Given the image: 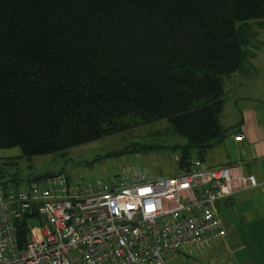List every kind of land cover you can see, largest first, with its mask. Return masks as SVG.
Segmentation results:
<instances>
[{
  "label": "trees",
  "instance_id": "obj_1",
  "mask_svg": "<svg viewBox=\"0 0 264 264\" xmlns=\"http://www.w3.org/2000/svg\"><path fill=\"white\" fill-rule=\"evenodd\" d=\"M255 26L264 0H0V149L60 153L134 114L186 138L187 170L226 134L223 78L254 55Z\"/></svg>",
  "mask_w": 264,
  "mask_h": 264
},
{
  "label": "built area",
  "instance_id": "obj_2",
  "mask_svg": "<svg viewBox=\"0 0 264 264\" xmlns=\"http://www.w3.org/2000/svg\"><path fill=\"white\" fill-rule=\"evenodd\" d=\"M255 186L254 175L198 156L158 179L79 186L60 172L19 188L0 183V264H171L175 252L223 237L214 203Z\"/></svg>",
  "mask_w": 264,
  "mask_h": 264
},
{
  "label": "rangeland",
  "instance_id": "obj_3",
  "mask_svg": "<svg viewBox=\"0 0 264 264\" xmlns=\"http://www.w3.org/2000/svg\"><path fill=\"white\" fill-rule=\"evenodd\" d=\"M255 29L258 32L254 37V51L264 57V29L256 26ZM225 105L227 114L223 115L222 128L228 122L226 115L233 113L229 99ZM186 141L166 120L142 119L140 115L132 114L120 119L106 136L60 153L35 155L28 159L18 148L0 149V182L19 188L47 171L61 172L67 176L69 185L79 186L108 183L138 173H147L155 179L169 177L178 172V156ZM215 149L219 152L221 148ZM191 157H195L194 152ZM29 225L31 229L38 227L36 220ZM219 245L213 240L199 249L183 248L168 258L171 264H213L216 258L225 259V250Z\"/></svg>",
  "mask_w": 264,
  "mask_h": 264
},
{
  "label": "crops",
  "instance_id": "obj_4",
  "mask_svg": "<svg viewBox=\"0 0 264 264\" xmlns=\"http://www.w3.org/2000/svg\"><path fill=\"white\" fill-rule=\"evenodd\" d=\"M244 66L225 77L226 83L223 80L225 102L229 99L233 113L226 115V134L219 144L208 147L202 161L206 167L236 166L240 173L254 175L258 186L214 203L225 233L210 242L217 240L225 259L216 258L213 264H264V57L254 51ZM225 102L221 124L227 114ZM241 134L244 138L234 140Z\"/></svg>",
  "mask_w": 264,
  "mask_h": 264
}]
</instances>
